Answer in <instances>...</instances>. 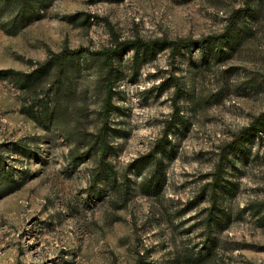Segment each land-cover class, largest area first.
<instances>
[{
    "label": "rangeland",
    "instance_id": "rangeland-1",
    "mask_svg": "<svg viewBox=\"0 0 264 264\" xmlns=\"http://www.w3.org/2000/svg\"><path fill=\"white\" fill-rule=\"evenodd\" d=\"M7 17L0 69L29 71L64 46L99 49L113 33L179 46L112 63L103 164L123 189L91 183L100 58L74 62L54 117L53 104L42 111L47 81L36 95L0 76V264H184L206 241L203 264H264V133L229 144L264 109V0H51L16 32ZM174 100L164 184L146 194L138 183L150 166L128 164L161 136ZM220 158L226 185L213 207L205 185Z\"/></svg>",
    "mask_w": 264,
    "mask_h": 264
},
{
    "label": "trees",
    "instance_id": "trees-1",
    "mask_svg": "<svg viewBox=\"0 0 264 264\" xmlns=\"http://www.w3.org/2000/svg\"><path fill=\"white\" fill-rule=\"evenodd\" d=\"M50 1L51 0H0V15L2 13H7L8 16L3 25L4 30L7 32H16L20 27L40 17L41 10L46 7ZM178 46L179 42L175 40H143L139 37L121 38L119 35L113 33L109 44L99 49L89 50L82 46L76 48L64 46L58 51L50 52L44 60L37 62L35 67L29 71L12 68L0 69V76H12L14 81L23 90L34 92L36 95H39L37 93V86L47 81L48 87L47 91H45L47 101L44 103L42 111L47 109V105L53 104L52 108L49 109L48 116L54 117L56 116L55 105L58 103V92L63 86H68L69 74L71 73L74 62L81 56H84V58L88 60L94 57L100 58L105 67V72L103 74L105 91L102 103L104 121L92 139V147L96 145L97 148L98 160L95 170L91 175V183L97 185L103 181L107 183L110 188H117L118 186L122 188L121 184H117L118 182L115 176H109L110 173L103 164L106 158L107 147L106 118L112 107V63L115 59L122 57L129 49L161 50L166 47L176 49ZM172 104L173 110L169 117L165 119L161 136L154 140L152 146L146 153L133 158L128 164V168L132 170L138 169L140 166L144 165L150 166L149 171L142 176L138 183L139 190L146 194H159L164 184L165 170L162 154L167 147L169 140L168 134H170L179 118L176 100H174ZM262 133H264V109L254 116L247 125L243 126L237 134L233 136L229 144L234 151L240 150ZM223 170L224 161L220 158L219 162L216 164L211 180L205 185L210 195L211 206L213 207L216 204L221 188L226 185L223 181ZM128 180L127 174L122 175L121 183H123V186L127 184ZM209 212L211 213L212 210ZM214 216L216 217V215ZM210 217L211 215L208 214L207 224L210 223ZM206 244L207 241L204 247L199 248L193 255L187 254L185 257H182L180 262L184 264H203V261L209 256L210 252Z\"/></svg>",
    "mask_w": 264,
    "mask_h": 264
}]
</instances>
